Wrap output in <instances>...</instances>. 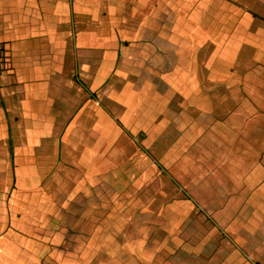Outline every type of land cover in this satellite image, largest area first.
Segmentation results:
<instances>
[{"label":"crops","instance_id":"0c3cea01","mask_svg":"<svg viewBox=\"0 0 264 264\" xmlns=\"http://www.w3.org/2000/svg\"><path fill=\"white\" fill-rule=\"evenodd\" d=\"M161 178L264 264V0H0V264L128 252Z\"/></svg>","mask_w":264,"mask_h":264},{"label":"rangeland","instance_id":"374dc122","mask_svg":"<svg viewBox=\"0 0 264 264\" xmlns=\"http://www.w3.org/2000/svg\"><path fill=\"white\" fill-rule=\"evenodd\" d=\"M159 182L161 183L159 188V190L162 189L159 191L162 192L161 194L156 190H151V192L145 191L144 195H142V193L140 194L139 200V204L143 201L145 206H129L128 208V216L131 217L133 221H136L137 218H139L137 215H144L146 227V231L141 234L139 238L136 237L137 235H131L129 237L128 245H125L128 252L109 256L101 254L95 256L90 254V252H92V247L94 248L96 246L95 238L94 241L91 242L92 247H89L90 236L88 231H81V238L78 240L76 237H73V234L76 232L73 231L70 226L67 228V234L63 239L65 242L63 246L65 247V252L71 251L73 246L76 245L81 247L80 250H82V252H88L78 254L77 256L66 253L64 254V264H71V261L76 264H106V259L109 260V263L112 262L111 264H168L170 259L174 260V264H198L199 260L197 259H200L201 255H197V257L190 254L186 255L183 250V246H186L185 243H189L187 247H189V251L194 253L198 250L197 246L194 244L204 246L206 243L207 245L209 244L213 247L219 246L224 250H227V247L224 246L226 242L223 241L224 234L221 232L222 229L214 225V222H212L208 213H206L203 208L201 209L199 206L198 208L195 202H193V206L191 204L189 205V203L185 201V192L177 189L174 193L172 189H169L167 184H164L162 178ZM128 199H130V203L132 200L136 202L137 196L134 194L129 196ZM190 209L192 210L190 211ZM169 218L171 221L175 220L173 223L176 224V228L173 233H170L169 230ZM163 219L165 220L164 222ZM188 224L191 225L194 236H200V238L192 239V244L190 243V238H185V226ZM138 225L140 226V224ZM253 226L254 224H252L251 227ZM232 232V230L231 232L227 230L225 236L226 241L230 243L229 246L231 247L233 241ZM175 234L176 238H174ZM203 236H208V238L202 239ZM240 242H243V240L241 239ZM112 243H114L112 246H119V240H117V242L113 241ZM170 244L171 247H169ZM174 248H176V253L169 254L172 251H175ZM243 255H239V258H241L240 264H259V262L256 261H249L245 258L246 256ZM232 257L233 256H231V258ZM48 258L54 259L53 261L57 263L55 257L48 256ZM199 264H201V261H199Z\"/></svg>","mask_w":264,"mask_h":264}]
</instances>
